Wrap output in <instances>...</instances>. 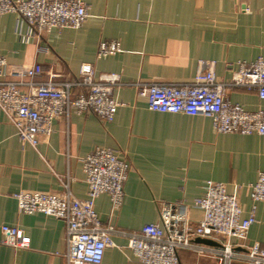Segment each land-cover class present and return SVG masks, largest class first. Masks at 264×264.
I'll return each instance as SVG.
<instances>
[{"label":"crops","instance_id":"1","mask_svg":"<svg viewBox=\"0 0 264 264\" xmlns=\"http://www.w3.org/2000/svg\"><path fill=\"white\" fill-rule=\"evenodd\" d=\"M83 1L88 17L79 28L54 29L29 44L19 40L26 24L17 14L0 16V56L7 64L39 65V80L55 75L59 82L76 80L80 66L90 64L95 74H117L122 83L114 91L119 106L110 122L71 110L52 122L50 135L39 137L36 148L18 139L0 111V264H65L63 222L19 213L14 196L58 194L66 182L75 198L86 201L82 160L97 148L118 152L129 165L120 207L113 210L106 194L93 202L101 224L116 232L158 224L167 204L194 226L203 213L193 201L207 181L224 184L245 219L252 206L249 186L264 172V135L220 134L209 117L151 111L133 85L190 82L199 65L209 62L216 79L225 82L237 63L264 60V0ZM102 42H115L120 51L98 58ZM225 98L248 112L264 109L255 90L229 88ZM255 218L244 244L264 248V203L255 204ZM2 226L19 230L28 246L3 244ZM111 240L100 264H140L126 236L115 233ZM178 256L179 264H221L189 251Z\"/></svg>","mask_w":264,"mask_h":264},{"label":"built area","instance_id":"2","mask_svg":"<svg viewBox=\"0 0 264 264\" xmlns=\"http://www.w3.org/2000/svg\"><path fill=\"white\" fill-rule=\"evenodd\" d=\"M17 14L26 24L19 34L23 44L39 40L52 30L79 28L88 17L83 0H0V16ZM115 42L99 44L98 58L118 53ZM199 68L190 82L133 84L154 112L203 115L209 117L213 130L220 134L264 135V109L245 111L225 98L229 88L255 90L264 100V60L237 63L229 81L220 82L214 75L213 62ZM39 65L14 66L0 56V111L14 126L18 139L36 148L41 136L48 137L54 120L91 113L101 122H110L119 103L114 91L122 85L117 74H95L90 64H82L76 80H55L50 75L39 80ZM78 93L73 95V91ZM87 200L75 198L65 182L61 193L20 192L14 197L21 214H43L63 222L65 228V264H100L105 248L113 246L111 235L128 238V249L140 264H179V252L189 251L200 257L216 259L221 264H264V248L258 243L244 244L247 231L256 222L255 204L264 203V172L249 186L252 206L241 219L238 199L226 193L219 182L207 181L203 195L193 201L202 211V219L192 226L185 215L174 213L175 205L160 211L158 224H145L138 232H116L98 220L94 200L101 194L109 197L116 210L123 200V184L129 165L118 152L97 148L82 160ZM2 243L25 248L28 238L16 228L2 226ZM196 238L211 240L219 247L194 242ZM230 239H235V244Z\"/></svg>","mask_w":264,"mask_h":264},{"label":"water","instance_id":"3","mask_svg":"<svg viewBox=\"0 0 264 264\" xmlns=\"http://www.w3.org/2000/svg\"><path fill=\"white\" fill-rule=\"evenodd\" d=\"M195 243L197 244H201V245H205V246H210V247H219L220 245L211 241V240H207V239H200V238H196Z\"/></svg>","mask_w":264,"mask_h":264}]
</instances>
